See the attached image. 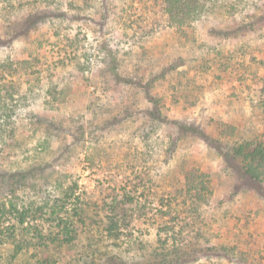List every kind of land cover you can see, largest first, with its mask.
Masks as SVG:
<instances>
[{
	"label": "rangeland",
	"instance_id": "obj_1",
	"mask_svg": "<svg viewBox=\"0 0 264 264\" xmlns=\"http://www.w3.org/2000/svg\"><path fill=\"white\" fill-rule=\"evenodd\" d=\"M199 1L0 0V264H264V0Z\"/></svg>",
	"mask_w": 264,
	"mask_h": 264
},
{
	"label": "trees",
	"instance_id": "obj_2",
	"mask_svg": "<svg viewBox=\"0 0 264 264\" xmlns=\"http://www.w3.org/2000/svg\"><path fill=\"white\" fill-rule=\"evenodd\" d=\"M167 1V7L166 10L168 12H181L182 15V19L184 20L185 18H196L198 16H200V14H202L206 8H204L203 6L199 5V0L195 1L192 3L193 7L190 8L189 10L187 8H185V6H187V2L188 0H166ZM190 16V17H189ZM183 20H180V22H183ZM14 110L13 105L7 104L4 100L3 97H0V117H9L12 115V111ZM205 138H207V136H205ZM243 146L239 147L237 152L241 153L243 152ZM250 157L252 158V164L249 165L248 167V172L250 173L251 177L253 179H256L257 181L259 180V175L258 172H255V168H254V163L253 160H258L260 161L259 164H262L264 162V144L260 143L257 144V146L254 147V150L252 151V153L246 155V158ZM258 164V163H257ZM203 188H206V185H203ZM264 194V193H263ZM67 199L65 198H58L55 199L54 201H45L43 202L41 205L37 206L35 209H33L34 207H31V209L27 210V211H19V209L17 208V205H15L14 203L11 202V204L9 205V207L7 208V210H10L11 212H17V214H19L18 217V223L21 224L22 226H24V223L26 222V218L28 216V214H30V212L34 211L37 212L38 210L40 211H44L46 210L47 207H50V212L52 213V215L55 216V219H58V223H60L63 219L59 217V213L65 208V205H63V203H65ZM2 214L6 213V210H2L1 211ZM11 228L7 227L6 230L9 231Z\"/></svg>",
	"mask_w": 264,
	"mask_h": 264
}]
</instances>
